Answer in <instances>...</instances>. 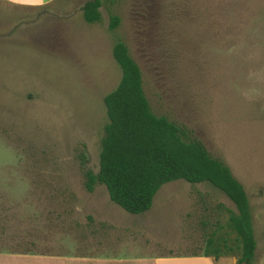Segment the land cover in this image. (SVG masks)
Masks as SVG:
<instances>
[{
	"label": "rangeland",
	"instance_id": "374dc122",
	"mask_svg": "<svg viewBox=\"0 0 264 264\" xmlns=\"http://www.w3.org/2000/svg\"><path fill=\"white\" fill-rule=\"evenodd\" d=\"M83 1L0 2V250L70 253L94 245L103 236L95 221L110 212L127 228L104 233L124 237L114 253L94 255L201 253L207 237L215 245L235 236L227 225L233 203L207 182L167 181L138 213L109 200L102 184L85 189L83 170L97 169L106 121L102 97L119 78L110 13L119 17L114 32L142 71L153 111L191 127L229 166L259 233L264 0H102L101 19L92 23L80 16Z\"/></svg>",
	"mask_w": 264,
	"mask_h": 264
},
{
	"label": "trees",
	"instance_id": "16d2710c",
	"mask_svg": "<svg viewBox=\"0 0 264 264\" xmlns=\"http://www.w3.org/2000/svg\"><path fill=\"white\" fill-rule=\"evenodd\" d=\"M101 2L84 0L79 6L82 20L98 22ZM118 23V15L110 13L106 29L119 78L102 97L106 121L99 141L97 169L83 170L85 189L90 191L94 184H102L109 200L128 212L138 213L150 207L155 192L167 181L207 182L233 203L227 225L235 236L230 243H226V237L217 238L215 245L212 236L207 237L201 253L214 257L234 255L235 264H252L255 239L242 184L191 127L153 111L142 71L127 44L114 32ZM219 242L226 247L225 253L218 249Z\"/></svg>",
	"mask_w": 264,
	"mask_h": 264
},
{
	"label": "crops",
	"instance_id": "0c3cea01",
	"mask_svg": "<svg viewBox=\"0 0 264 264\" xmlns=\"http://www.w3.org/2000/svg\"><path fill=\"white\" fill-rule=\"evenodd\" d=\"M58 0H0V2L8 3L13 6L20 7H46ZM100 220L95 221L100 229H102L101 241L88 247H77L70 253H66L67 249L59 251H31V250H0V264H235L236 257L234 255H204L202 253L188 254H158L150 256H117L116 254L94 255L103 250H111L114 253L120 245L121 237L119 233L109 231L104 233L107 227L115 229V227L123 226L127 228V222L122 221V215L118 212L104 213L100 215ZM263 228L256 234L254 226L255 248L252 264H264V212L262 214ZM129 241L125 242V247H131ZM65 248V247H64ZM1 249V248H0Z\"/></svg>",
	"mask_w": 264,
	"mask_h": 264
}]
</instances>
